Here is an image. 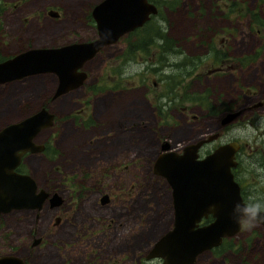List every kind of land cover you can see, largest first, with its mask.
I'll return each mask as SVG.
<instances>
[{
    "label": "rangeland",
    "instance_id": "obj_1",
    "mask_svg": "<svg viewBox=\"0 0 264 264\" xmlns=\"http://www.w3.org/2000/svg\"><path fill=\"white\" fill-rule=\"evenodd\" d=\"M100 1L0 0V45L4 44L0 55L92 40L97 29L90 11ZM195 2L188 7L189 15L183 3L163 6L155 19L138 30L139 43L161 31L181 39L183 47L203 48L197 39L208 37L211 28L221 24L211 12H207L211 16L200 15ZM49 9L60 15L49 14ZM246 20L236 21L234 39L236 44L247 42L243 47L249 48L256 44H251L255 35ZM124 45L125 39L90 59L84 66L89 72L85 83L55 99L58 78L50 72L13 80L1 88L0 128L42 104L55 113L54 123L35 138L48 149L28 154L22 170L40 187L57 192L62 204H45L40 211L12 210L2 217L0 255L16 254L32 264H160L161 258L145 255L172 227L174 209L171 186L154 173L153 161L163 141L180 149L200 135V120L193 115L200 108L195 97L203 81H192L184 98L179 96V106H171L177 110L168 112L162 105L156 109L150 90L135 86L146 69L141 60L148 59L149 53L140 48L137 62L135 50L119 68ZM167 74L169 70H164ZM153 77L169 89L157 74L149 75L147 88L152 89ZM213 126L214 120L205 122L206 129ZM103 194L109 200L102 202ZM38 237L44 241L33 246ZM195 264H264V229L259 224L251 229L243 226L220 246L201 252Z\"/></svg>",
    "mask_w": 264,
    "mask_h": 264
},
{
    "label": "water",
    "instance_id": "obj_2",
    "mask_svg": "<svg viewBox=\"0 0 264 264\" xmlns=\"http://www.w3.org/2000/svg\"><path fill=\"white\" fill-rule=\"evenodd\" d=\"M156 12V6L148 0H101L91 10L97 29L94 39L31 47L18 52L0 61V83L51 72L58 78L52 97L55 98L84 82L87 77V72L81 70L84 61L126 32L142 26ZM54 116V112L41 107L0 129V212L40 209L49 196L44 188L37 190L31 174L15 169L27 152L43 151L44 145L34 139L43 128L53 124ZM202 141L185 144L182 152L167 150L171 145L166 140L161 145L162 151L154 160L153 171L165 177L171 186L173 226L155 240L146 259L159 257L160 264H195L197 255L220 245L223 237L240 230L241 217L253 221L264 218L262 211H254L243 202L231 172L234 161L215 152L201 159L197 157ZM50 198L52 205L62 202L57 192ZM107 199L104 194L101 201ZM208 214L213 219L200 225L201 218ZM39 240L40 237L36 238L33 244ZM0 264L31 263L16 254H3Z\"/></svg>",
    "mask_w": 264,
    "mask_h": 264
},
{
    "label": "flooded vegetation",
    "instance_id": "obj_3",
    "mask_svg": "<svg viewBox=\"0 0 264 264\" xmlns=\"http://www.w3.org/2000/svg\"><path fill=\"white\" fill-rule=\"evenodd\" d=\"M148 1L156 6L157 12L151 14L150 18L142 26L126 32L116 42L105 45L95 55L84 61L81 70L87 72V79L89 72L85 70V64L108 46L125 39V45L121 50L122 56L118 62L119 68L123 67L124 62L130 60L128 58L129 53L136 50V61L140 62L139 57L141 56L138 57L137 52L140 48L147 51L149 53L148 59L142 58L141 60V62L145 61L147 63L145 72L142 79L135 83V86L150 90L153 103L156 102V105L153 104L152 106L158 109L162 105L165 109L168 108V112L177 110L171 106L178 105L179 96L184 98L188 87L194 79L202 80L203 83L199 86L200 89L195 97V104H198L200 108L197 114L193 115L197 120H200L198 123L201 132L197 139L189 142L203 140L197 149V157L200 159L211 152H215L219 156L234 161L231 165V172L233 179L239 186L243 202L252 210H259L264 213V0H196V6L194 7L200 15L206 13L211 16L212 14V19L219 21L221 24L219 27L211 28L213 31L208 37L197 39V44L201 47L203 46V48L196 50L183 47V44L181 45L178 42L181 39L171 35L169 32L163 33L161 31L151 33L150 38L145 39L142 44L139 43L136 35L138 30L155 19L161 13L160 9L163 6L178 7L183 3L187 7L185 8V13L189 15L187 12L188 7L193 5V0ZM202 9H205V11ZM49 11L57 14L55 17L60 15L54 9H49ZM207 12H211V14ZM49 14L51 13L49 12ZM245 17H247L246 26L249 32L255 35V38L251 39V44H256L254 47L244 48V44L249 45L247 42L235 43L236 21ZM166 21L168 25L171 24L170 20ZM94 26L96 27V24ZM0 36H2L1 33ZM186 39L189 40V35ZM129 42H131V46H128ZM1 45L4 46V44ZM1 45L0 50L2 49ZM9 57H7V54L0 55V61ZM164 70H169L170 74L163 75ZM150 74L161 76L162 80L164 79V81L169 83V89L164 90V87L154 77L152 78V89L147 88ZM27 76L13 80H21ZM86 79L81 85L85 83ZM13 80L0 83V90ZM103 83L107 86L109 84L107 80H104ZM110 87L119 89L114 86ZM156 87L160 89L162 94L157 92ZM160 96H164L165 100H158ZM184 109H187V107ZM210 119L214 120V126L206 129L205 122ZM201 122H203V125H201ZM40 143L44 144L45 150L48 149L45 142ZM170 149L174 148L171 146L167 150ZM174 150L182 152V147ZM160 152L161 150L158 153ZM28 154L31 153L23 155L22 161L15 169L16 171L25 172L22 170V164L23 159ZM40 188L43 187L37 184V190ZM46 191L50 194L42 207L45 204L52 207V199L50 197H52L54 191L48 189ZM107 200H109V196ZM42 207L28 210L40 211ZM23 209L26 208L12 210ZM12 210L0 212V219L7 216V213ZM56 219L58 220L59 217H56ZM212 219L213 216L208 214L201 218L199 224L208 223ZM240 220L241 222L253 221L243 217ZM258 224L264 229L263 223ZM243 226L241 223L239 231H241ZM227 239V236L223 237L221 243L223 244ZM41 240L43 239L41 238L39 242ZM39 242L33 244V246L38 245Z\"/></svg>",
    "mask_w": 264,
    "mask_h": 264
},
{
    "label": "clouds",
    "instance_id": "obj_4",
    "mask_svg": "<svg viewBox=\"0 0 264 264\" xmlns=\"http://www.w3.org/2000/svg\"><path fill=\"white\" fill-rule=\"evenodd\" d=\"M261 221H264V218H261L259 220H255V221H247V222H241L246 228H253L256 227L258 223H260Z\"/></svg>",
    "mask_w": 264,
    "mask_h": 264
},
{
    "label": "trees",
    "instance_id": "obj_5",
    "mask_svg": "<svg viewBox=\"0 0 264 264\" xmlns=\"http://www.w3.org/2000/svg\"><path fill=\"white\" fill-rule=\"evenodd\" d=\"M130 44H131V42H129V45L128 46H131Z\"/></svg>",
    "mask_w": 264,
    "mask_h": 264
}]
</instances>
